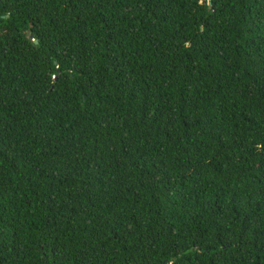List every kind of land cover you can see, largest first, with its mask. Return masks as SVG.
<instances>
[{
  "label": "trees",
  "instance_id": "1",
  "mask_svg": "<svg viewBox=\"0 0 264 264\" xmlns=\"http://www.w3.org/2000/svg\"><path fill=\"white\" fill-rule=\"evenodd\" d=\"M210 2L0 0V264H264V0Z\"/></svg>",
  "mask_w": 264,
  "mask_h": 264
},
{
  "label": "water",
  "instance_id": "2",
  "mask_svg": "<svg viewBox=\"0 0 264 264\" xmlns=\"http://www.w3.org/2000/svg\"><path fill=\"white\" fill-rule=\"evenodd\" d=\"M210 4H211V2H210V0H208V5L210 6ZM30 38L33 39L32 36H30ZM34 42L36 43V41H34Z\"/></svg>",
  "mask_w": 264,
  "mask_h": 264
}]
</instances>
